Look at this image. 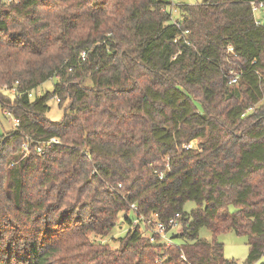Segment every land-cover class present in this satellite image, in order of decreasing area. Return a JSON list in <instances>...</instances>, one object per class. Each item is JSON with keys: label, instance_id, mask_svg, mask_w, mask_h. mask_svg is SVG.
I'll list each match as a JSON object with an SVG mask.
<instances>
[{"label": "trees", "instance_id": "trees-1", "mask_svg": "<svg viewBox=\"0 0 264 264\" xmlns=\"http://www.w3.org/2000/svg\"><path fill=\"white\" fill-rule=\"evenodd\" d=\"M252 3L264 0L179 4L173 19L170 0H0L1 114L19 121L0 133V264H236L202 227L246 236L245 264L264 256V24ZM151 213L181 215L171 244L131 227ZM120 214L117 247L96 242Z\"/></svg>", "mask_w": 264, "mask_h": 264}, {"label": "rangeland", "instance_id": "rangeland-1", "mask_svg": "<svg viewBox=\"0 0 264 264\" xmlns=\"http://www.w3.org/2000/svg\"><path fill=\"white\" fill-rule=\"evenodd\" d=\"M172 6L171 10V17L173 19L178 17V10L177 6L179 4H197L203 0H170ZM254 17L261 24H264V5L258 11L254 12ZM53 80L44 83L39 89L36 90L35 93L40 94L43 91L47 90L50 91L52 89ZM5 94H8L7 91H4ZM48 106L50 110L47 112L46 116L49 120L56 122L61 118L62 111L58 108L57 102L54 98H51L48 101ZM11 126V122L9 119L5 118L1 114V107H0V133H6ZM192 147H195L197 140L191 142ZM196 205L192 201H188L183 205V212L185 214H189L191 210L195 209ZM123 215H119V219L117 220V226L112 230L109 236L104 238H96V242L102 244H109L112 249L117 247V242H114L113 239L121 238L125 235L126 230L128 228L127 224L122 222ZM174 233V231L170 232L169 234ZM198 237L200 240L203 241H211L213 238L223 245V256L228 260H233L236 264H245V260L248 253V245H247V238L243 235H237L233 231L223 232L217 234L215 237L213 236L212 232L205 227L199 229ZM253 264H264V256H262L259 260L254 262Z\"/></svg>", "mask_w": 264, "mask_h": 264}, {"label": "built area", "instance_id": "built-area-1", "mask_svg": "<svg viewBox=\"0 0 264 264\" xmlns=\"http://www.w3.org/2000/svg\"><path fill=\"white\" fill-rule=\"evenodd\" d=\"M7 3L9 2H15L16 0H3ZM263 3H252L251 4V10L252 12H256L258 11L260 8L263 7ZM228 51L231 52V48L228 47ZM85 53L82 52L81 53V58H84ZM230 74L232 75V78L230 79L229 83H235L237 78H238V73H235L233 71L230 72ZM4 91L10 92V93H15L16 90L15 88H11L10 90L5 88ZM3 116L7 119L10 120L11 122V127L12 128H17L19 125V121L17 118H15L10 112H8L7 110L3 111ZM30 140V138H26V142H28ZM23 143L22 145V151L26 154L27 150H28V146L27 143ZM58 139L55 137L50 138L47 141H43V142H39L36 145V152L38 153H42L44 151L45 147H49L51 144H55L58 143ZM192 144L188 143V144H184L182 147L184 149H189L191 148ZM162 176V173L160 174L159 177ZM130 209L133 211H136V207L134 204L130 205ZM181 215L179 213H174L173 216L169 217L166 221H160L158 218V215L156 213H151L149 215V217H142L141 215L134 219L132 221V226L131 227H135V226H140L142 229L148 227V231L145 234V237L147 238V240L150 243H156V242H160V243H166V244H171L172 240L170 238L169 234L170 232L174 231V233L178 232L181 230L182 228V222H181Z\"/></svg>", "mask_w": 264, "mask_h": 264}, {"label": "crops", "instance_id": "crops-1", "mask_svg": "<svg viewBox=\"0 0 264 264\" xmlns=\"http://www.w3.org/2000/svg\"><path fill=\"white\" fill-rule=\"evenodd\" d=\"M257 20V19H256ZM260 22V21H259Z\"/></svg>", "mask_w": 264, "mask_h": 264}]
</instances>
